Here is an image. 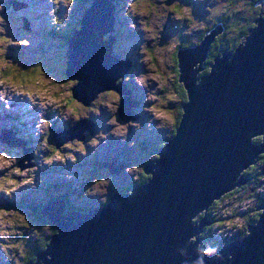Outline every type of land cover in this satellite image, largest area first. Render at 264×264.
I'll list each match as a JSON object with an SVG mask.
<instances>
[{"label":"water","instance_id":"water-1","mask_svg":"<svg viewBox=\"0 0 264 264\" xmlns=\"http://www.w3.org/2000/svg\"><path fill=\"white\" fill-rule=\"evenodd\" d=\"M113 13L110 0H92L68 43L64 74L75 81L71 97L84 106L89 107L99 91L124 95L117 115L125 121L136 103L117 81L126 76L131 61L114 54V36L105 38L113 32ZM254 24L235 52L215 56L205 75L197 74L205 68L215 36L223 31L221 24L200 44L178 49V81L190 100L182 105L175 136L165 139L157 158L144 164L147 182L131 188V195L111 191L108 203L87 212H70L59 198L48 202L42 214L55 233L28 264H193L201 233L209 225L208 208L246 183L243 170L264 153V11ZM85 129L83 121L53 129L55 146L73 138L83 141ZM257 136L262 143L253 141ZM0 143L24 146L4 130ZM122 167L111 165L109 172ZM256 210L259 217L246 227L250 235L205 256V264H264V199ZM181 248L186 256L180 255Z\"/></svg>","mask_w":264,"mask_h":264},{"label":"rangeland","instance_id":"rangeland-1","mask_svg":"<svg viewBox=\"0 0 264 264\" xmlns=\"http://www.w3.org/2000/svg\"><path fill=\"white\" fill-rule=\"evenodd\" d=\"M10 1L0 0V49L3 50L0 52V80L9 78L13 82H17L20 90H14L12 84H0V92L4 93L3 97H0V131L10 132L15 140L21 142L24 146L15 145L10 147L0 143V151L6 152L9 156H15L18 160V166L22 161L21 168L25 165L28 168L35 167L33 182L36 187L33 189L31 185H22L11 197L0 192V210L9 213L5 216V219H13L10 215L12 212L23 215L25 219L23 224H5L3 226V230L8 232L9 235L7 237L0 236V264H24V260L29 252L33 251L36 242H41L45 236L48 237L51 233L48 226H41L33 219L29 210H27V204L29 205L32 202L43 203L45 200L47 201L48 196L60 197L61 194H67L66 196H71L69 202L72 204L77 203V205L83 207L100 205V201L103 202L107 195L108 187L110 189L116 187L120 190L123 186H129L130 189L137 185L132 177L135 180L138 179L139 172L143 170V163L147 160L151 161L149 155L144 158L143 154L151 153L150 155L154 159L153 150L157 153L160 142L170 130H156L155 125L149 129L147 126L151 114L142 110L145 104V90L137 86L133 78L136 75L145 73L146 64L142 62L143 58L150 53L151 59L147 63H155L156 70H159L164 77L162 81L158 78L153 84V88H156L153 94L164 96L169 93V90H171L170 94H179L177 87L179 85L176 82L173 67V53L178 44L183 43L180 46H189L191 43L197 42L202 30L206 27H212L223 13L230 12L229 7L231 5H234L232 13L234 17H237V15L249 16L246 10L249 5L246 2L243 3L242 0H233V4L231 0H144L145 4L154 5L158 12L164 11L167 12V15L148 12L143 17H137L131 12V5L136 3L137 0H122L120 4H115L114 32L107 34L106 37L109 35L116 36L112 46L114 54L120 59L129 58L132 61L126 76L119 78L117 81L118 83H124L127 90L132 89V91L139 92L130 97L132 101L137 97L143 101L142 105L135 108V111V106L132 107L129 120L122 121L117 115V110L113 112L107 107L110 93H115L121 98L124 96L119 95L115 90L99 91L92 101V108L84 106L81 102L71 98L70 90L75 81L66 78L64 74L66 58L62 55V51L67 50V47L62 49L52 46V43L42 37V33H40L50 28L67 30L73 24L79 1L52 0L54 1L52 3L49 2L51 0H46L48 2L45 5V13L36 5L41 0H31L32 4L30 6L24 0H14L16 3L14 6L19 5L16 11H13ZM173 6L190 8V16L177 19L176 13L170 11ZM50 12L54 13L53 15L56 17L48 16ZM55 18L58 19L57 22ZM140 20L147 22L156 31L153 39H145L147 33L141 30ZM130 23H135L136 28L129 27ZM23 26L29 29L25 30ZM21 42H24L26 46L22 45L16 48ZM142 46H146V52H141ZM20 50L26 53L22 56L14 54L16 51L21 52ZM161 63H163V68H161ZM25 65H29V68L23 69L22 66ZM127 82L131 83L130 87ZM157 85H161V87L157 88ZM37 88L47 89V91L37 92ZM149 90V92H152V89ZM29 92H31V95H29ZM180 100L168 101L165 107L167 110L176 113L177 105H175V102L178 104ZM67 101L74 103L77 113L81 110L87 112L88 118L81 117L78 121H83L84 127L87 128L82 132L85 140L81 141L85 144L86 152H88L87 156H81L79 153L74 152V148L69 149L67 147L69 143L74 145L77 140L74 138L63 141L58 149L54 147L55 142L52 138L54 126L58 124L66 126V123H69L67 126H73L76 122ZM156 102L151 101V103ZM97 110L100 111L99 116L96 115ZM112 116H115L117 122L121 125H128V140L122 142L119 138L109 135L107 142L102 141L101 137H97L96 144H92L91 138L96 137L98 132L107 134L109 129L115 126L106 123ZM96 118L97 122H95ZM10 119L18 124V130L16 129V131L20 133L22 139L14 136L15 133L9 126L13 124L8 125L7 123L8 126L2 127L3 123L10 121ZM136 122H139V129L135 126ZM45 124H47L46 128L44 127ZM91 129L95 130L92 134L89 132ZM144 129H146V133H143ZM85 134H87L86 137ZM255 138L257 139L258 136ZM139 141L143 142L145 146L146 144L150 145L146 151L148 153L143 152L141 147L143 149L144 147L138 143ZM258 141L262 143V139ZM131 142H134V147H129ZM54 150L65 156L72 151L78 157L77 164L73 165L65 160L63 163H67L66 166L61 165V162H55L51 167L42 165V160L53 155ZM123 150L125 151L123 152ZM119 154H124V157L129 154L136 156V158L131 157L129 159L130 164L128 163L126 166L129 168L135 166V170L131 172L132 177L128 181H119V178L110 177L114 175L109 173L107 167L105 169L99 168V165L105 159ZM138 154L141 158H138ZM92 160H98V166H94ZM258 162H255L257 163V169L262 164ZM90 169L92 171L89 173ZM7 171V169L0 171V176H3ZM67 174H71L73 178L71 180L66 179ZM144 176L148 178L147 175L144 174ZM101 178H110V186L99 185ZM23 179L25 178L19 177L18 183ZM41 179L43 183H40ZM261 180H264V176ZM75 182L79 184L75 185ZM94 182L95 185H99L100 191H95ZM85 193H87V196H85ZM255 193H259L261 197L264 196V183L255 189ZM19 201L25 203L22 206L25 208L17 206ZM249 201H251V206H246ZM256 204L253 192L245 190L234 193L226 199L224 198L223 202L212 211V215L216 218L220 216L224 219V221L219 222L220 224L215 222L212 225L213 238L220 234L231 236L246 231L252 214L258 212ZM250 208L251 211L249 213L247 211L243 215V212ZM232 213L235 214L231 215ZM201 218L203 216L195 217L193 222L198 223ZM236 219L242 221L239 227L233 224ZM252 220L251 223L255 221Z\"/></svg>","mask_w":264,"mask_h":264},{"label":"clouds","instance_id":"clouds-1","mask_svg":"<svg viewBox=\"0 0 264 264\" xmlns=\"http://www.w3.org/2000/svg\"><path fill=\"white\" fill-rule=\"evenodd\" d=\"M170 11L176 13L177 19H182L183 17L190 16L191 14V10L188 7L180 8L177 6H173L170 9ZM131 12L135 14L137 17H143L148 12L157 13L158 15H167V12H164V11L158 12L157 8L154 5L145 4L144 0H137L136 3H133L131 5ZM139 22L142 25L141 30L147 33V36L145 37V39H153L156 35V31L153 28H151L147 22L143 20H140ZM136 26L137 25L135 23L129 24V27L133 29L136 28ZM2 51L3 50L0 49V52ZM146 51H147L146 46H142L141 52L143 53ZM149 59H151L150 53L147 56H145L142 61L146 64L145 73L141 75H136L133 78L136 84L145 90V104L142 110L151 114V119L149 120V123L147 125L148 128L151 129L153 125H155L156 130H170L167 133V135H169V133L173 131V129L175 128L177 124V113L167 110L165 106L168 104V101L180 100L182 97L179 94H170L171 90H169V93L165 94L164 96L153 94L156 91V88H153V84L157 81L158 78L162 81L164 77L161 75V72L159 70H156L155 63H150V64L147 63ZM161 68H163V63H161ZM197 75H199V73ZM199 82L200 81L197 80V84H199ZM0 84H12L14 90H17V91L20 90L18 83L13 82L9 78L0 80ZM158 87H161V85H157V88ZM149 89H152V92H149L148 91ZM41 90L47 91V89L37 88V92H40ZM3 95L4 93L0 92V97H3ZM29 95H31V92H29ZM109 95H110V99L107 103V107L111 109L113 112H115L119 108L121 97L116 95L115 93H110ZM184 99H185V104L188 103L190 100V98L188 97H184ZM151 101H157V102L151 103ZM67 103L69 105L70 111L75 117L76 122H78L81 117H84L85 119L88 118L86 111L81 110L79 113H77L76 106H74V103L72 101H67ZM96 115L97 116L100 115L99 110H97ZM106 123L108 125H115V126L111 127L107 134L98 132L96 137L91 138L92 144H96L97 137H101L102 141L107 142L109 135H111L114 138H119L122 142L128 140L127 139V132H128L127 124L121 125L120 123L117 122L115 116H112V118L109 119ZM135 126L137 127V129H139V122H136ZM44 127L46 128L47 124H45ZM44 147H46V145H44ZM67 147L69 149L74 148V152L79 153L81 156L88 155V152H86V149H85V144L81 141L76 140L74 145L73 143H69ZM129 147H134V142L129 143ZM151 159L152 157L150 155L149 160ZM65 160L75 165L77 164L78 157H76L72 151L68 152L65 156V155H61L60 152L54 150L53 155L42 160V165L51 167L54 165L55 162H61V165L66 166L67 163H63ZM14 165H17V166L14 167ZM5 169H7L8 171L3 176H0V192L11 197L13 193L17 192V190L20 187H22V185H25V184L31 185L33 189H35L36 184L33 182V174L35 173L36 168L35 167L28 168L26 165L23 168H21L20 166H18V160L15 156H9L6 152L0 151V171H3ZM134 170H135V166H133L132 168L125 167L124 169L125 173H131ZM19 177H24L25 179H23L20 183H18ZM72 178L73 177L71 176V174L66 175V179L71 180ZM132 179L138 186L140 184L147 182V181H144L142 183H137L135 178L132 177ZM40 183H43L42 179ZM110 183H111L110 178H107V179L101 178L99 181V185L110 186ZM99 185H95V182H94L95 191H100ZM108 189L109 187L107 188V195L104 198V201L103 202L100 201L102 205L108 202L107 201ZM131 194H132L131 191H129L128 195H131ZM85 196H87V193H85ZM246 206H251V201H249ZM7 215H9V213H6L3 210H0V236H4V237H7L9 235L8 232L3 230V226L5 224L13 225L16 223H19V224L25 223V219L23 215H18L16 212H12L10 213V215L13 217V219L6 220L5 216ZM233 224L239 227L242 224V221L239 219H236L233 221ZM249 235L250 233L240 234L241 239H244ZM190 242L191 240H189V243ZM220 247L221 245H218V244L217 245H204L203 242H201V244L197 246V258L193 262V264H205L204 257L212 256L213 254L218 253ZM179 252L181 256H186L185 249L181 248ZM48 259H51V257H48ZM227 259L231 261L233 259L232 255L229 254Z\"/></svg>","mask_w":264,"mask_h":264},{"label":"trees","instance_id":"trees-1","mask_svg":"<svg viewBox=\"0 0 264 264\" xmlns=\"http://www.w3.org/2000/svg\"><path fill=\"white\" fill-rule=\"evenodd\" d=\"M79 4L77 7V11L75 12V16H74V21L73 24H71L67 30H60L58 28H50L49 30L45 29V31H41L40 33H42V37H45V39L49 42L52 43V46H57L60 48H66L68 47V43L73 35V32L75 30H79L80 25L79 22L82 18V15L84 13V10H86V8L91 4L92 0H78ZM112 3L115 4H120L122 2V0H111ZM243 3L246 2L249 5V8L246 9L247 10V14L248 15H237V17L233 16V7L234 5H231V7H229V9H231L230 12H226L223 13L222 16L220 17V19H218L216 21L215 24L212 25V27H206V29L202 30V32L200 33L197 42L195 43H191L189 46H180L183 45V43H181L180 45L178 44V46L176 47L174 53H173V67H174V73L176 75V82L179 86V95H181V100L178 102L177 104V124L175 126V128L173 129V131L171 132V134L169 136H167L168 138L172 137V135H174L176 128L178 126L181 114H182V105L183 103H185V99L184 97H187L186 91L183 87V84L180 83L178 81V77H179V70H178V58H177V53H178V49L180 47L182 48H187L190 47L192 45H197L200 44L205 36L206 33H208V31H210L212 28H214L217 24H221L223 27V31L215 36L214 40L212 41L210 48L207 52V57L205 59L204 62V70L200 73V75H205L208 74L210 71V64H212L215 56H217L218 54L223 53L224 51L226 52H235V50L237 49V47L239 46V44L241 43V41L245 38L246 35H248L249 30L252 29L255 24H254V20L258 17L259 13L261 11H264V0H242ZM14 2V0H11L9 3L12 6V3ZM24 2L27 5H31L32 1L31 0H24ZM46 0H41L38 2L37 8L42 9V11L45 13V5H47ZM54 3V1H49ZM231 3L233 4L234 1L231 0ZM230 4V3H229ZM79 9V10H78ZM210 10V9H209ZM54 13L50 12V14H48V16L50 17H56L55 15H53ZM47 15V14H46ZM55 21L57 22L58 19L55 18ZM30 22V21H29ZM105 38H107L105 36ZM26 46L24 42L19 43L16 48H18V46ZM222 47V49H221ZM68 49V48H67ZM21 51V50H20ZM67 52V50L62 51V55L65 56V53ZM14 53V52H13ZM26 52H17L14 53L17 56H22V54H25ZM23 69H27L29 68V65H25L22 66ZM66 68V65H65ZM64 68V70H65ZM72 98V97H71ZM92 104V103H91ZM91 106V105H90ZM89 106V107H90ZM8 126L7 124L3 123L2 127ZM13 132L15 133V135L19 138L22 139L20 133L18 131H16V128L9 125ZM66 128H70V125L66 126ZM63 129V128H61ZM262 136L258 137L257 139L254 138V142L261 140ZM165 144V141H161L160 142V147H162ZM56 149H58L56 146H54ZM157 158V157H155ZM260 162L262 163L261 165H259V169H257L256 164L255 163L252 167L250 166L248 169H246L243 172V176L247 179L246 182V187L241 190L243 187H239L236 188L235 190H233L232 192L224 195L220 200L215 201L207 210L206 215H207V220L211 221L212 223L210 225H208L209 227H205L204 231L202 232V240H203V244L204 245H221V247L225 244H227L228 242H230L231 240L237 238V237H241L240 234L245 233L246 231H242L240 233H237L236 235H223L220 234L218 236H214V230L212 229V225H214L215 222H218V224H220L219 222L224 221V219L222 217H218L216 218L214 215H212V211L216 208L217 205H220L224 198L226 199L227 197H230L231 195H233L234 193L240 192V191H249V192H253L255 198H256V207L258 206V204L264 199V196L261 197L260 194H256L255 193V189L258 187H260V185H262L264 183V180H261V178L264 176V153L260 154L259 157L257 158L256 162ZM258 162V163H259ZM95 166H97V164H95ZM148 178H146L144 176V174L142 173L139 176V180L137 181V183H142L144 181H147ZM77 184H79L78 182H75ZM69 189V188H68ZM117 189V188H116ZM253 189V190H251ZM112 190H115V188L110 189L108 196H107V201H109L110 198V193ZM118 190V189H117ZM122 191H126L129 192L130 189H126L123 190L122 188L120 189ZM72 193V192H71ZM67 194H61L60 197H57V199H62L66 202V209L70 212H77V211H87L88 209H90L91 207H83V206H79L77 205V203H70L69 199H70V195L69 197L66 196ZM56 198H53V200H55ZM259 201V203H258ZM7 203V202H5ZM32 202L29 205L27 204V210H29V213L32 215L33 219L39 223L41 226H48L51 230L50 235L55 233V228L53 227V225L46 219V217L43 216L42 214V208L44 206H46L48 203L46 202ZM108 203V202H107ZM25 203L23 201H19L18 205L19 207H22ZM34 204V205H33ZM37 204V205H35ZM102 205V204H101ZM25 208V207H22ZM248 211V213L251 211V208L248 210H245L243 212V215ZM236 213V212H235ZM232 213L231 215L235 214ZM259 217V212L252 214V218L249 220L247 226L253 221L252 219L256 220ZM249 218V217H248ZM49 235V236H50ZM49 236L48 237H44L41 242H36V245L33 247V251H30L27 258L24 260V264H28L29 262L33 261L35 259V252L37 251H41L43 249H45L46 245L49 242Z\"/></svg>","mask_w":264,"mask_h":264},{"label":"flooded vegetation","instance_id":"flooded-vegetation-1","mask_svg":"<svg viewBox=\"0 0 264 264\" xmlns=\"http://www.w3.org/2000/svg\"><path fill=\"white\" fill-rule=\"evenodd\" d=\"M221 49H222V47H221ZM137 60V59H136ZM132 92H135V91H132ZM138 92V91H137ZM139 93V92H138ZM140 94H142V93H140ZM134 95H136V94H134ZM138 99V100H137ZM134 101L136 102V105H135V107H134V111H135V108L138 106V105H142V103H143V101L140 99L139 100V98L137 97V98H134ZM142 101V102H141ZM176 104L175 105H177V102H175ZM93 107V103L91 104V106L89 107V108H92ZM134 120V119H133ZM95 122H97V118H96V121ZM69 124V123H68ZM93 132H95V130L93 131ZM143 133H146V129H144L143 130ZM86 135L87 134H85V137H86ZM89 135H91V134H89ZM168 136V135H167ZM166 136V137H167ZM85 140V139H84ZM163 141V140H162ZM140 145H142L143 147H144V149L139 145V147H141V149L143 150V152H145V153H148V152H146L147 150H148V148L150 147V145L149 144H146V146H145V144L143 143V142H138ZM160 146H158V148H159ZM125 150H123V152H124ZM156 151H154L153 150V152H152V154H154V159H156L155 157H156V153H155ZM150 154L151 153H148V154H143V157L144 158H146L148 155L150 156ZM124 154H119V155H113V156H111L110 158H107V159H105L103 162H102V164L101 165H99V168H103V169H105L106 167H107V163L109 162V161H113V163H114V165L115 166H117L118 164H125V166L123 167V169L118 173V175H114V176H110V177H112V178H119L121 181H128L129 180V178L130 177H132V174L130 173H125V171H124V169H125V167L128 165V163L130 162L129 161V159L131 158V157H133V158H136V156L135 155H133V154H129V155H127L126 157H124ZM138 158H141V156L138 154ZM154 159H151V161H153ZM148 161V160H147ZM147 161H145L144 163H143V166H144V164L147 162ZM106 162V163H105ZM105 163V164H104ZM92 164L95 166V164H97V166H98V160H92ZM130 164V163H129ZM92 170L90 169L89 170V173L91 172ZM143 172L142 171H140L139 172V176L142 174ZM148 177V176H147ZM119 180V181H120ZM136 180H139V178L138 179H136ZM244 186V188L247 186L246 184L245 185H243ZM129 186H127V187H125V186H123L122 187V189L123 190H125V188L126 189H129L128 188ZM109 190H110V188H109ZM252 190V189H251ZM53 198H52V196L51 197H47V201L45 200L44 202H46V203H48L49 201H51ZM94 207V206H93Z\"/></svg>","mask_w":264,"mask_h":264},{"label":"bare ground","instance_id":"bare-ground-1","mask_svg":"<svg viewBox=\"0 0 264 264\" xmlns=\"http://www.w3.org/2000/svg\"><path fill=\"white\" fill-rule=\"evenodd\" d=\"M136 85H137V84H136ZM137 86H138V85H137ZM149 91H150V90H149ZM147 124H148V123H147ZM147 176H148V175H147ZM245 184H246V183H242V184H241L240 186H238L237 188H239V187H241V186L244 188L243 185H245ZM243 188H242V189H243ZM235 189H236V188H235ZM235 189H234V190H235ZM210 224H211V221H209V225H210Z\"/></svg>","mask_w":264,"mask_h":264}]
</instances>
